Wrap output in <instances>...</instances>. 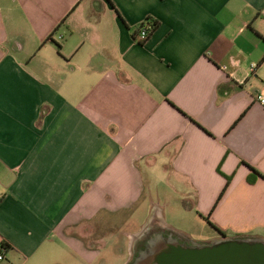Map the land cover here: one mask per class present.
<instances>
[{
	"label": "crops",
	"instance_id": "1",
	"mask_svg": "<svg viewBox=\"0 0 264 264\" xmlns=\"http://www.w3.org/2000/svg\"><path fill=\"white\" fill-rule=\"evenodd\" d=\"M259 95L264 0H0V264L94 262L77 231L158 178L215 234L264 239Z\"/></svg>",
	"mask_w": 264,
	"mask_h": 264
},
{
	"label": "rangeland",
	"instance_id": "2",
	"mask_svg": "<svg viewBox=\"0 0 264 264\" xmlns=\"http://www.w3.org/2000/svg\"><path fill=\"white\" fill-rule=\"evenodd\" d=\"M149 179L153 181L152 178ZM157 181L159 183L157 188L153 189L150 186L142 203L133 211L109 217L99 227L93 225L85 227L83 231H77V235L86 239L88 244L92 239L97 240L95 250V253H98L97 259L90 262L84 256L80 257L71 252L74 257L70 258V264H131L135 258V250L141 242L148 241L158 234L171 236L177 240L181 238L197 245H209L223 237L215 234L207 225L194 220L192 195L186 197L173 188L166 187L164 178H158ZM153 205H158L162 210L164 228L154 225L155 221L148 222ZM153 214L151 217L154 219ZM136 233L139 234L131 237L133 239L131 248L130 235ZM67 262L65 258V263Z\"/></svg>",
	"mask_w": 264,
	"mask_h": 264
},
{
	"label": "water",
	"instance_id": "3",
	"mask_svg": "<svg viewBox=\"0 0 264 264\" xmlns=\"http://www.w3.org/2000/svg\"><path fill=\"white\" fill-rule=\"evenodd\" d=\"M131 264H264V239H228L185 246L163 234L151 237Z\"/></svg>",
	"mask_w": 264,
	"mask_h": 264
},
{
	"label": "trees",
	"instance_id": "4",
	"mask_svg": "<svg viewBox=\"0 0 264 264\" xmlns=\"http://www.w3.org/2000/svg\"><path fill=\"white\" fill-rule=\"evenodd\" d=\"M145 23H147V25H152V27L154 28V31H156V29L158 28V24H157V22H154V21H152V20H150V19H148V20H146L145 21ZM143 27V25H141L138 29H140V28H142ZM219 172H220V174H221V171L219 170ZM258 177H262V178H264L262 175H260L258 172H256V171H254L253 170V174L252 175H250L249 176V178H248V182L250 183V184H254L255 182H256V180H257V178ZM226 179H227V185H226V187H225V189L223 190V192L221 193V195H220V197H219V200L223 197V195L225 194V192H226V189H227V187H228V185H229V183H230V181H231V177H226ZM207 220V219H206ZM211 225V224H210ZM213 228H215L222 236H225V234L224 233H221V231H219L216 227H214L213 225H211ZM241 238H243L242 236H239V235H237V236H234V239H241ZM146 243H147V241L146 242H144L143 243V245H141V248L138 250V251H136V254H135V256L140 252V251H142L143 249H145V246H146ZM1 245V247H2V249H3V251L4 252H7L8 250H9V248H8V245H5L4 243H2V244H0Z\"/></svg>",
	"mask_w": 264,
	"mask_h": 264
},
{
	"label": "built area",
	"instance_id": "5",
	"mask_svg": "<svg viewBox=\"0 0 264 264\" xmlns=\"http://www.w3.org/2000/svg\"><path fill=\"white\" fill-rule=\"evenodd\" d=\"M142 25H143V27L137 30V35H136L137 41L139 43L146 42L149 39V37L152 35V33L154 32V28L152 27V25H147V23H145V22ZM257 99L261 102L262 105H264V96L263 95H259L257 97ZM0 200H1V198H0ZM4 254H5V252L3 251V249L0 245V261H3L5 259Z\"/></svg>",
	"mask_w": 264,
	"mask_h": 264
},
{
	"label": "flooded vegetation",
	"instance_id": "6",
	"mask_svg": "<svg viewBox=\"0 0 264 264\" xmlns=\"http://www.w3.org/2000/svg\"><path fill=\"white\" fill-rule=\"evenodd\" d=\"M178 240H179L180 243L184 244L185 246L195 245V244H192V243H188L187 241H185V240H183V239H181V238H179ZM146 241H147V240H143V241L141 242V245H143V243L146 242ZM141 245H139L135 251H138V250L141 248Z\"/></svg>",
	"mask_w": 264,
	"mask_h": 264
}]
</instances>
